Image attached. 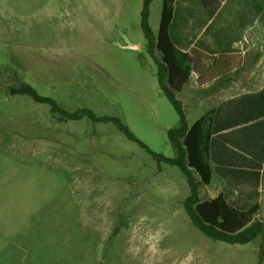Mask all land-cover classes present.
I'll list each match as a JSON object with an SVG mask.
<instances>
[{
	"label": "rangeland",
	"instance_id": "374dc122",
	"mask_svg": "<svg viewBox=\"0 0 264 264\" xmlns=\"http://www.w3.org/2000/svg\"><path fill=\"white\" fill-rule=\"evenodd\" d=\"M162 1L150 5L155 35ZM143 4L0 0V264H264L261 238L228 244L195 227L184 175L112 122L68 119L11 93L25 83L69 114L117 118L151 151L175 157L167 132L179 119L147 50ZM260 39L228 79L202 88L192 73L177 94L190 124L219 99L264 83ZM128 42L140 50L123 48Z\"/></svg>",
	"mask_w": 264,
	"mask_h": 264
},
{
	"label": "crops",
	"instance_id": "0c3cea01",
	"mask_svg": "<svg viewBox=\"0 0 264 264\" xmlns=\"http://www.w3.org/2000/svg\"><path fill=\"white\" fill-rule=\"evenodd\" d=\"M169 36L183 53L235 54L245 63L249 53L262 44L264 0H173ZM122 47L140 50L139 44L130 42ZM194 105L204 106V98L195 99ZM213 109L210 162L211 183L216 180V186L207 199L222 195L238 210L261 205L263 212L264 83L219 99Z\"/></svg>",
	"mask_w": 264,
	"mask_h": 264
},
{
	"label": "trees",
	"instance_id": "16d2710c",
	"mask_svg": "<svg viewBox=\"0 0 264 264\" xmlns=\"http://www.w3.org/2000/svg\"><path fill=\"white\" fill-rule=\"evenodd\" d=\"M154 0H144L141 12V28L147 41V50L157 66L158 85L178 115V124L167 132L168 140L175 150V157L168 158L157 154L142 144L127 126L119 119L96 117L90 110L67 113L57 103L40 96L28 84L12 89V94L26 95L35 102L50 106L53 114H61L68 119L77 120L88 117L95 121H110L125 134L139 143L158 164L176 167L186 178L189 195L184 209L192 224L207 238L228 244H247L257 238L264 241V220H256L261 205H255L247 211L238 210L229 205L222 195L214 199H202L200 190L207 187L212 179L210 162V140L214 120V109L190 125L182 102L178 99L192 73L197 74L199 86L221 82L241 69L244 59L241 55L209 56L201 51L183 53L172 43L169 26L173 17V0H163L158 32L155 35L150 23V5Z\"/></svg>",
	"mask_w": 264,
	"mask_h": 264
}]
</instances>
